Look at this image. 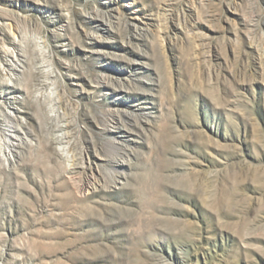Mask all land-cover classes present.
Instances as JSON below:
<instances>
[{
    "label": "rangeland",
    "instance_id": "rangeland-1",
    "mask_svg": "<svg viewBox=\"0 0 264 264\" xmlns=\"http://www.w3.org/2000/svg\"><path fill=\"white\" fill-rule=\"evenodd\" d=\"M0 264H264V0H0Z\"/></svg>",
    "mask_w": 264,
    "mask_h": 264
},
{
    "label": "bare ground",
    "instance_id": "bare-ground-1",
    "mask_svg": "<svg viewBox=\"0 0 264 264\" xmlns=\"http://www.w3.org/2000/svg\"><path fill=\"white\" fill-rule=\"evenodd\" d=\"M118 127V126H117ZM120 127V126H119ZM122 137V136H121ZM134 140V139H133ZM121 142V141H120ZM119 143V142H118ZM107 145H109V146H111L112 148H113V151H115V150H121L122 152H123V154H125L124 152L126 151V150H124V148L122 147V146H119V145H117V144H115L114 142H108V144ZM122 154V155H123ZM120 156V158H119V161H118V165H120L121 167H122V165H124L125 164V157H124V155L123 156ZM126 157H128V155H126ZM118 168V169H113V171L112 170H110V171H108V174H112L113 175V177H115V178H113V183H115V184H118V183H121L122 182V168Z\"/></svg>",
    "mask_w": 264,
    "mask_h": 264
}]
</instances>
